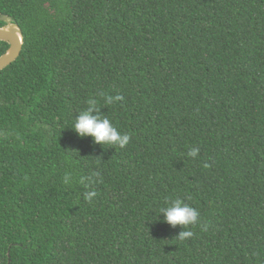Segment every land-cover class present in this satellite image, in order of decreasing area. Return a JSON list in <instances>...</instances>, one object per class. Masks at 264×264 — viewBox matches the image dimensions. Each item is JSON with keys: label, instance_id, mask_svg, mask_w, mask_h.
I'll use <instances>...</instances> for the list:
<instances>
[{"label": "trees", "instance_id": "1", "mask_svg": "<svg viewBox=\"0 0 264 264\" xmlns=\"http://www.w3.org/2000/svg\"><path fill=\"white\" fill-rule=\"evenodd\" d=\"M3 15L24 46L0 72V264H264V0H0ZM89 99L125 148L74 131ZM176 198L199 213L186 240L160 212Z\"/></svg>", "mask_w": 264, "mask_h": 264}, {"label": "clouds", "instance_id": "2", "mask_svg": "<svg viewBox=\"0 0 264 264\" xmlns=\"http://www.w3.org/2000/svg\"><path fill=\"white\" fill-rule=\"evenodd\" d=\"M123 99L122 96H105L104 102L107 105L115 104ZM97 100L89 99L87 101L88 107L82 110L75 118V123L72 126L74 131L79 137H91L95 144L98 145H111L125 148L130 142V136L125 133H121L112 124L107 115L102 114L101 109L97 107ZM199 154L198 148H192L188 155L190 157H197ZM89 178H81L80 183L85 184ZM72 180L71 174H66L64 177V183L69 184ZM97 193L93 191H87L85 198L92 200L96 197ZM161 215L164 217V222L171 225L173 228L180 227L178 239L186 240L193 236V232L187 230L189 226L199 223L198 211L185 203L182 199L176 198L172 200L167 207L160 209Z\"/></svg>", "mask_w": 264, "mask_h": 264}, {"label": "water", "instance_id": "3", "mask_svg": "<svg viewBox=\"0 0 264 264\" xmlns=\"http://www.w3.org/2000/svg\"><path fill=\"white\" fill-rule=\"evenodd\" d=\"M5 24L0 26V41L10 45L0 57V72L15 62L24 46V34L21 27L9 16L3 15L0 19Z\"/></svg>", "mask_w": 264, "mask_h": 264}]
</instances>
